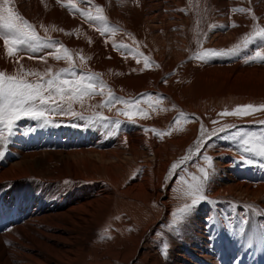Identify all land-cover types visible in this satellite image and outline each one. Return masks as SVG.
I'll list each match as a JSON object with an SVG mask.
<instances>
[{
    "label": "bare ground",
    "instance_id": "6f19581e",
    "mask_svg": "<svg viewBox=\"0 0 264 264\" xmlns=\"http://www.w3.org/2000/svg\"><path fill=\"white\" fill-rule=\"evenodd\" d=\"M7 6L52 40L48 53L67 49L71 63L55 60L62 70L94 74L102 94L84 97L76 115L46 114L81 126L22 118L3 131L0 264H264V156L254 153L264 146V60L251 59L264 41L243 43L264 27V0ZM47 51L9 54L0 36V68L38 64ZM110 93L118 99L106 104ZM248 104L250 115L223 114ZM97 109L108 119L86 124ZM198 181L205 199L188 207Z\"/></svg>",
    "mask_w": 264,
    "mask_h": 264
},
{
    "label": "snow or ice",
    "instance_id": "6c2138e0",
    "mask_svg": "<svg viewBox=\"0 0 264 264\" xmlns=\"http://www.w3.org/2000/svg\"><path fill=\"white\" fill-rule=\"evenodd\" d=\"M9 0H3L0 3V36H3L4 44L9 54L13 53V50H21V46H28L30 51H39L42 47H51L50 42L41 40V37L33 29V25L27 20H24L17 12L12 8L8 7ZM99 12V9H97ZM88 19H100L103 20L102 16L88 17ZM255 40L264 41V27L258 28L254 33H250L245 37L243 43L245 45L252 43ZM9 45L11 47H9ZM114 47H123L122 45ZM63 49V56L59 53ZM237 51V48H230L228 50H214L208 49L207 53L201 55L199 59L203 62H207L209 59H213L221 54H232ZM43 59V57L41 58ZM56 60L67 59L69 63L72 62V58L69 56L68 51L62 45L57 48L55 54ZM252 61L264 60V55L261 52H257L253 56ZM83 60V57H81ZM250 62V61H246ZM149 62L145 61V68L148 67ZM79 71V74H78ZM62 72L68 73L65 78H61V73L52 74L51 70H47L46 75L50 78L41 79L38 82H30L23 76H5L0 73V125L3 128L0 129V139H6L3 136V131L6 129L7 134L10 136L13 132L15 124L22 118H31L34 120H41L45 124L51 123L46 116V112L51 113H62V114H73L72 103L83 102L84 97H90L102 92H97L95 81L98 79L94 74H85L83 69L77 70V67L73 64L70 69L62 70ZM30 74V73H29ZM102 86V82H101ZM110 99L105 101L106 104H111L113 100L118 99L114 94H109ZM122 99V98H120ZM134 107V105H133ZM264 108V105L261 106ZM66 109V110H65ZM255 111V106L252 104L238 106L231 113H223L224 115H236L246 116L250 115ZM123 115L132 118L133 113L130 111H124ZM108 118L96 115L92 118V122H103ZM264 124V121L260 122ZM115 126L119 127V121L115 122ZM104 127H109V124H104ZM203 129V125H201ZM224 127L214 129L213 134L216 132L224 131ZM154 131V130H153ZM239 134V133H237ZM206 133H203L198 137L196 144H200L202 140H205ZM207 141H205L206 143ZM245 145L249 141H244ZM252 148L245 147V151H252ZM3 155V151H0V156ZM259 155L264 156V146L259 150ZM209 161V169L212 168L211 157H206ZM179 165L173 163L171 170H175ZM203 172V179L206 180L209 172L201 169ZM191 194L199 195V200L193 198L191 200L192 207L198 202L205 199L203 195V187L201 182H197L191 186ZM188 208L181 209V213H185Z\"/></svg>",
    "mask_w": 264,
    "mask_h": 264
},
{
    "label": "rangeland",
    "instance_id": "374dc122",
    "mask_svg": "<svg viewBox=\"0 0 264 264\" xmlns=\"http://www.w3.org/2000/svg\"><path fill=\"white\" fill-rule=\"evenodd\" d=\"M190 7H192V3H190ZM85 15H86V13H85ZM87 16V15H86ZM208 25V23H206V27H208L207 26ZM39 37H41V40L42 41H45V42H50L51 44H52V40L48 37V36H40L39 34H37ZM248 36V35H247ZM246 37V36H245ZM47 49H54V47H53V44H52V46L51 47H46V51H47ZM56 50L54 51V52H49L48 53V51H47V53H46V57H45V59L44 60H46V61H42V62H40V63H34V62H30V64H29V66H23L22 68H16V69H11L10 71H6V70H2L1 68H0V73H3L5 76H23V77H25L28 81H30V82H38V81H40L42 78L43 79H47V78H50L49 76H47L46 75V72H47V70H49L50 68H51V73L52 74H56V73H61V78H65L67 75H68V73H66V72H62V67L59 65V64H57V62H55V54H56ZM51 53V54H50ZM61 56H62V52L61 53H59ZM234 53H232V54H223V58H228V57H230V56H232ZM42 63V64H41ZM49 64V65H48ZM53 64V65H52ZM35 65H38V67L39 68H33L32 66H35ZM44 67H43V66ZM42 66V67H41ZM50 68H49V67ZM47 67V68H46ZM46 69V72L44 73L43 71H42V69ZM30 73V74H29ZM76 103V104H75ZM79 104H77V102H73L72 103V111H74V110H76V107H77V105L79 106V107H82V106H84L85 105V103L84 102H78ZM264 104V103H263ZM75 105V106H74ZM66 110V109H65ZM100 112V109H97L93 114H91V115H87V116H85L86 118V124H91L92 123V118L94 117V116H96L98 113ZM46 114H54V115H56V114H60V115H62V113H51V112H46ZM64 115V114H63ZM47 116V118H48V120L49 121H51L52 123L51 124H55V125H57V126H72V127H76V126H81V125H79L77 122H75V121H58V120H56V118L55 119H53L52 117H50L49 115H46ZM82 117H84L83 115H81V117L80 118H82ZM75 122V123H74ZM96 123V122H95ZM247 141H249V143L247 144V145H249L250 144V140H247ZM254 153L255 154H258L259 153V150H258V148L257 147H255L254 148Z\"/></svg>",
    "mask_w": 264,
    "mask_h": 264
}]
</instances>
